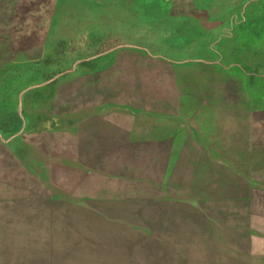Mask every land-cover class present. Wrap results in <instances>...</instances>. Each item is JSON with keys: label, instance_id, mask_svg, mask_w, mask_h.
<instances>
[{"label": "rangeland", "instance_id": "obj_1", "mask_svg": "<svg viewBox=\"0 0 264 264\" xmlns=\"http://www.w3.org/2000/svg\"><path fill=\"white\" fill-rule=\"evenodd\" d=\"M264 0H0V264H264Z\"/></svg>", "mask_w": 264, "mask_h": 264}, {"label": "trees", "instance_id": "obj_2", "mask_svg": "<svg viewBox=\"0 0 264 264\" xmlns=\"http://www.w3.org/2000/svg\"><path fill=\"white\" fill-rule=\"evenodd\" d=\"M263 204H264V201H262V202H261V205H260V207H259V206L257 207V208L261 209V211H263V210H264V205H263Z\"/></svg>", "mask_w": 264, "mask_h": 264}, {"label": "water", "instance_id": "obj_3", "mask_svg": "<svg viewBox=\"0 0 264 264\" xmlns=\"http://www.w3.org/2000/svg\"><path fill=\"white\" fill-rule=\"evenodd\" d=\"M261 200H264L263 198H261ZM261 205V204H260ZM260 205H259V207H260ZM264 205V204H263Z\"/></svg>", "mask_w": 264, "mask_h": 264}]
</instances>
